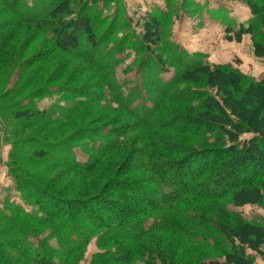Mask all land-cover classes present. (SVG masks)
Listing matches in <instances>:
<instances>
[{
    "label": "trees",
    "instance_id": "trees-1",
    "mask_svg": "<svg viewBox=\"0 0 264 264\" xmlns=\"http://www.w3.org/2000/svg\"><path fill=\"white\" fill-rule=\"evenodd\" d=\"M34 1L29 5L26 0H0V5L21 24H33L46 34L55 48L90 64L98 78L93 86L96 91L58 96L48 109H40L34 103L38 98L35 94L10 108L11 118L20 128L12 129L6 136L11 146L9 165L42 212L40 217L26 215L38 223L56 222L67 248L48 252L35 247L26 240L29 234L23 228L9 222L11 244L0 241V264H78L97 231L101 232L97 243L104 252L93 254L89 264H165V256L173 258V253L165 255L149 245L156 240V232L166 230L219 252L218 257L202 252L196 256V264H252L247 251L260 253L264 221L246 219L239 209L261 205L264 198V78L249 79L229 63L209 64L191 58L176 45H164L162 49L174 74L160 79L158 74L168 71L162 52H154L166 14L155 8L142 15V37L133 39L129 46L140 56L139 71L147 78L143 88L151 94L148 105L142 87L126 89L128 83L118 81L116 69L123 59L107 58L108 52L104 55L119 23L116 27L114 18L101 19L97 1L79 0L81 4L76 8L74 0ZM188 1L198 12L208 3L198 7L195 0ZM246 4L248 21L237 22L229 14L224 26L226 39L239 43L245 34H259L262 41L253 42V54L264 59V0H246ZM101 26H106L102 33ZM55 91L44 87L39 96L43 93L52 97ZM134 101L138 105L134 106ZM168 104L175 105L178 113L170 110ZM84 107L116 112L114 117L102 114L93 121L95 124L75 132V143L82 148L85 161L77 159L71 140H50L54 132L18 140L39 120L54 114H58L54 121L65 120L68 111ZM136 128L145 130L139 138L146 139V143L138 147L137 138L136 144L123 148ZM154 131L202 141L193 140L185 146L183 141L170 142L169 136ZM86 142L92 144L88 146ZM22 154L29 160L48 162L87 176L114 157L111 167H116L109 170V179L102 186L78 192L79 197L67 201L62 191L21 179L16 165ZM138 173L144 176L137 177ZM226 199L238 210H229ZM196 201L216 203L217 206L207 208L214 210L217 221L203 212L187 210ZM82 218L89 230L74 224ZM144 251L150 254L144 257ZM54 254L62 259L55 260Z\"/></svg>",
    "mask_w": 264,
    "mask_h": 264
},
{
    "label": "rangeland",
    "instance_id": "rangeland-1",
    "mask_svg": "<svg viewBox=\"0 0 264 264\" xmlns=\"http://www.w3.org/2000/svg\"><path fill=\"white\" fill-rule=\"evenodd\" d=\"M26 1L29 5L36 3L34 0ZM74 1L76 4L73 7L75 8L81 4L79 0ZM92 1H97L96 5L100 6L102 10L101 19L111 20L114 18L116 27L119 23L115 34L104 48V55L108 52L107 58L110 56L123 59L116 69L118 81L128 83L126 89L134 86L142 87L143 95L146 98L145 103L148 105L151 103V94L143 88L147 78L142 76L139 71L137 61H139L140 56L130 50L129 46L133 39L142 37L143 22L140 20L142 15L155 8L162 9L163 13L166 14L159 27L160 40L154 52V54H157L158 51L162 52L164 67L168 71L158 74L157 77L160 79L166 80L174 74V67L168 62V55L162 49L164 45H176L181 52L186 53L191 58L203 59L209 64L229 63L249 79L264 78V59L255 58L252 47L253 42L262 41L260 35L245 34L242 36L241 42L237 43L227 40L224 32L225 23L231 17L229 14H232L237 22L246 23L248 21L250 16L246 0H195L198 7L200 4L208 2L207 7L201 12H198L199 10H196L188 0ZM213 14L216 15L214 18L211 17ZM105 27L101 26L99 31L102 33ZM0 41H2L0 45V241L11 244L8 232H12L9 222H13L29 234L26 240L35 247L40 246L48 252L52 249L67 248L56 222L53 224L38 223L26 215L40 217L42 212L34 203L30 192L20 186L12 172L11 165H9L11 146L6 140V136L12 129L18 130L20 128L12 120L10 108L35 94L38 98L34 99V103L40 109H48L52 103L56 102L58 96L71 97L76 91L81 92L80 90L96 91L93 86L98 76L90 64L82 59L69 57L65 52L55 48L53 41L46 34L33 24H21L10 10L1 5ZM123 41L128 42L119 46ZM48 86L49 89H57L53 96L49 97L43 93L39 96L40 91ZM179 87L185 86L180 84ZM138 103V101H134L133 105H138ZM166 106L170 110L172 108L174 113H178L175 105L168 104ZM102 114H108L109 117L116 116V112L102 107H84L74 112L68 111L65 115L66 119L61 121H54L53 119L58 117V114H54L53 117L39 120L33 124L34 126L26 129L18 140L34 135L45 136V132H54V135L49 138L50 140L60 141L66 138L71 140L70 143L77 159L85 161L86 156L82 153V148L77 147L78 144L75 143V140L78 139H75L77 137L75 132L95 124L93 121L99 119ZM98 125L102 124L98 123ZM142 131L145 130L134 129L123 148L130 146L133 142L136 144L135 140L143 136ZM154 133L164 134L165 137L169 136L170 142L177 144L179 141H183L185 146L196 140L193 139L194 137L171 132L154 131ZM138 140L139 143L136 144L138 147L146 143L144 138ZM80 142L84 144V142ZM91 144L92 142L85 143L88 146ZM114 158L107 161L93 175L88 176L79 174L75 170L66 169V167H55L48 162L29 160L23 154L19 159L20 164L16 165V168H18L17 171L22 180L41 187H50L59 192L62 191L68 201L79 197L78 192L90 191L107 182L109 170L116 167H111L116 159ZM139 175L144 176V173L136 174L137 177ZM224 202L228 204L229 210H238L230 204L228 199ZM207 205H211L212 208L217 206L216 203L213 204L210 201H196L187 210L203 212L217 221L212 213L214 210L208 209ZM17 207L22 209V212ZM239 211L246 219L264 221V198L261 205H247L240 208ZM75 221L74 224L80 229H90L84 218ZM100 233V231L93 233L86 250L78 260V264H89L93 254L104 252L97 243ZM149 247L153 250L160 249L165 252V255L166 253H173V258L169 254L165 256V264H196V256L202 252L209 257H218L219 254L209 246L193 242L170 230L156 232V240ZM247 253L252 258V264H264V243L259 254L250 250ZM144 254L146 257L150 253L144 251ZM59 257L58 254H54L55 260L62 259ZM137 264H143V262L138 261Z\"/></svg>",
    "mask_w": 264,
    "mask_h": 264
}]
</instances>
